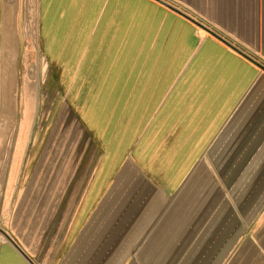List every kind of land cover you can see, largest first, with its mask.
<instances>
[{
  "label": "crops",
  "instance_id": "0c3cea01",
  "mask_svg": "<svg viewBox=\"0 0 264 264\" xmlns=\"http://www.w3.org/2000/svg\"><path fill=\"white\" fill-rule=\"evenodd\" d=\"M38 2L86 146L74 178L0 201V264H264V0Z\"/></svg>",
  "mask_w": 264,
  "mask_h": 264
},
{
  "label": "rangeland",
  "instance_id": "374dc122",
  "mask_svg": "<svg viewBox=\"0 0 264 264\" xmlns=\"http://www.w3.org/2000/svg\"><path fill=\"white\" fill-rule=\"evenodd\" d=\"M38 1L34 0L32 18L28 17L27 3L24 1L19 3L13 0L16 9L11 12L14 53L12 110L8 120L11 125L5 136L0 134V144L3 145L0 157V201L11 202V211L18 209L19 198L27 188H31L29 198L36 199V195L41 196L51 189L53 178H74V162L76 164L83 159L86 146L84 125L77 121L82 110L77 106L74 94L69 101L67 91L52 89L51 76L45 74L46 63L41 57L38 42ZM5 27L0 12V102L6 48ZM61 81H64L63 77ZM26 88L30 89L28 101L31 102L28 105L32 110L19 158L18 140L26 113ZM1 124L0 128L3 127ZM69 161L71 165H68ZM15 167L16 177L11 180V172ZM86 173L83 169L76 172L80 179Z\"/></svg>",
  "mask_w": 264,
  "mask_h": 264
},
{
  "label": "bare ground",
  "instance_id": "6f19581e",
  "mask_svg": "<svg viewBox=\"0 0 264 264\" xmlns=\"http://www.w3.org/2000/svg\"><path fill=\"white\" fill-rule=\"evenodd\" d=\"M11 16V15H10ZM11 19V18H10ZM6 21V20H5ZM11 22V21H10ZM5 33V58L2 68L1 81V102H0V122L3 126L0 128V134L5 136L9 128V117L12 110V90H13V74H12V56H13V32L11 34V25L8 22ZM12 121V120H11Z\"/></svg>",
  "mask_w": 264,
  "mask_h": 264
},
{
  "label": "water",
  "instance_id": "95a60500",
  "mask_svg": "<svg viewBox=\"0 0 264 264\" xmlns=\"http://www.w3.org/2000/svg\"><path fill=\"white\" fill-rule=\"evenodd\" d=\"M15 246L18 248V246L15 244ZM18 250L23 254V252L18 248ZM24 255V254H23Z\"/></svg>",
  "mask_w": 264,
  "mask_h": 264
}]
</instances>
